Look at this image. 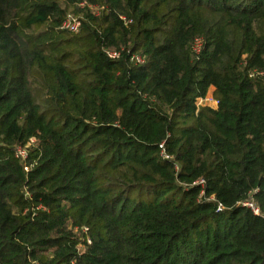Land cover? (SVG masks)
I'll return each instance as SVG.
<instances>
[{"label":"trees","instance_id":"obj_1","mask_svg":"<svg viewBox=\"0 0 264 264\" xmlns=\"http://www.w3.org/2000/svg\"><path fill=\"white\" fill-rule=\"evenodd\" d=\"M0 264H264V0H0Z\"/></svg>","mask_w":264,"mask_h":264},{"label":"built area","instance_id":"obj_2","mask_svg":"<svg viewBox=\"0 0 264 264\" xmlns=\"http://www.w3.org/2000/svg\"><path fill=\"white\" fill-rule=\"evenodd\" d=\"M80 26H81V21L73 15H69L63 23V27L71 30L72 32H78L80 30ZM113 56H116V54L113 53ZM136 60L138 62L144 61V59L140 56H137ZM197 104L198 105L208 104V105H212V106H217L218 100L215 99L212 95H208L205 98H200L198 100ZM18 155L24 157L26 155V148L25 147L18 148ZM165 157L168 158L169 156L166 155ZM201 183H203V181H201ZM244 204L251 207L255 212L258 213V209L255 207V205L253 203L245 202Z\"/></svg>","mask_w":264,"mask_h":264}]
</instances>
